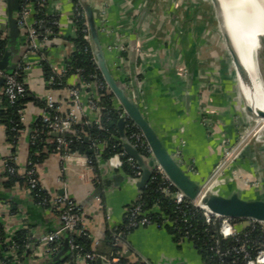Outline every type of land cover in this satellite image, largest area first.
<instances>
[{"label":"crops","instance_id":"crops-1","mask_svg":"<svg viewBox=\"0 0 264 264\" xmlns=\"http://www.w3.org/2000/svg\"><path fill=\"white\" fill-rule=\"evenodd\" d=\"M84 2L92 8L109 69L131 96L139 101L146 119L188 173L206 183L205 186L209 185V189L222 194L237 190L244 197L264 198L240 178L258 164L255 150L250 154L248 148H243L242 152L234 155L236 159L226 160L208 180L226 148L233 143L235 119L245 113L233 89L219 85L211 67L200 56L206 42L202 32L196 29L198 17L191 10V6L196 7L195 4L189 3L190 8L186 6L187 9L176 16L173 0H49L45 5V14L57 17L59 23L56 37L46 42L43 59L54 71L65 69V59L74 49L71 16L75 5L82 6ZM145 4L151 9L146 11ZM152 11L154 15L150 14ZM14 15L17 16V11ZM0 30L8 40L7 48L11 50L9 67L20 62L27 66L24 79L27 95L31 96L20 108L23 118L19 123L22 126L16 130L15 143L8 140L0 123V193L7 195V198L0 196V221L6 233H14L21 228L15 214L24 213L27 228L32 234L29 238L34 245L42 231L60 225L58 209L51 204H35L23 181L14 180L8 187L4 186V164L15 154V173L23 176L30 160L31 135L42 131L36 121H39L47 93L52 94L59 111L66 113L74 106L68 89L77 88L81 107L74 108L76 121L95 125L100 123L101 115L87 106V100L92 97L100 102L99 89L97 81L86 83L77 75L67 78L63 87L50 88L40 64L42 57L35 52H26L25 31L19 28L18 34L8 39L5 0H0ZM136 50L143 51V57L138 62ZM177 64L187 68V78L177 74L174 69ZM1 87L2 84L0 95L3 94ZM244 116L248 118V115ZM46 134L44 142L51 145L55 135ZM84 140L88 144L80 147L90 149L97 158L96 166L90 167L89 182L82 180L75 163L86 159L91 151L79 153L78 149L77 153L72 154L68 167L63 169L55 151L44 144L42 156L37 155L33 165L38 183L47 198L61 194L59 192L62 190L79 206L84 214L90 252L100 253L101 264H109L104 259L107 258L105 254L110 253L108 234L122 223L127 205L136 200L139 193L135 186L137 178L126 174L122 165L114 166L108 158L100 156L104 139L86 135ZM13 202L15 208L11 210ZM64 240H60L58 255L63 258L68 256L70 260L74 252L68 245L64 246ZM115 245L128 263L204 264L191 242H174L170 233L155 223L133 227ZM48 259L46 254L35 253L27 255L23 264H47Z\"/></svg>","mask_w":264,"mask_h":264},{"label":"built area","instance_id":"built-area-1","mask_svg":"<svg viewBox=\"0 0 264 264\" xmlns=\"http://www.w3.org/2000/svg\"><path fill=\"white\" fill-rule=\"evenodd\" d=\"M49 0H19V10L17 11L16 16V22L19 28L23 29L25 31L26 35V52H35L39 54L42 58L45 57V46L46 42L56 37L57 33L54 31L50 26H47L44 19L41 17H36L35 13L40 11L41 13L45 14V5L47 4ZM175 5L177 3L175 2ZM144 7L147 9H151V7L148 8V4H145ZM151 15H154V12L152 11L150 13ZM72 23L74 25L75 30V23L78 21H82V27L81 31L83 32V38L89 43V34H88V28H87V22L85 19V12L82 8V6L75 5L72 16H71ZM50 23L54 26L58 25V18L55 16H51ZM4 33L0 30V37H3ZM136 60H140L143 57V51L142 50H136L135 51ZM27 69V66L24 63H18L16 64L12 70H3L0 69V75L3 78L1 92L5 96L6 100L10 103H13L15 100H17L20 97H23L24 95L28 94V90L25 84L24 79V71ZM175 71L181 78H187L188 77V71L183 67L182 64L175 65ZM65 69H63L61 72H57L52 70V74H50L47 78L48 83H52L54 81L55 77H61ZM128 74V72H126ZM97 87L98 89H102L106 87L104 81H97ZM69 97L71 98L72 103L74 104L73 108H70L68 112L61 113L59 111L58 103L54 100L51 93H47L46 97L43 100V109L41 111V114L39 116V122L41 125L46 129L47 133L52 132H58V135L55 136V146L53 150L58 155L60 162L62 163V168L65 169L68 167V162L72 156V153L67 149L68 142L63 137V133L66 130H69L72 126V124L76 121V115L74 114V108L80 109L81 107V101L79 96V90L75 87H70L68 89ZM87 106L95 109L97 112L101 115L102 106L101 104L95 100L94 98H88L87 100ZM117 112L119 117L125 116V112L121 106L118 105ZM18 113V121L13 122L12 130L18 129V122L22 120V110L19 108L17 110ZM128 126V124L125 122L124 128ZM38 132H34L31 135V141H33ZM130 141L137 147V146H143L146 150V155L150 154V149L147 144V142L144 140V137L140 130L132 131L127 135ZM112 147H115L116 144L113 142L111 143ZM233 151V150H231ZM227 155L224 159H222L216 167L213 169L212 173L210 174L208 180L212 177V175L221 168L227 158H229V152H226ZM122 154H125V151H118L114 152L111 156L108 157V161L110 164L114 166L122 165ZM15 158L16 155H12V159L10 162H5L4 167L7 174H13L16 172V166H15ZM130 167L133 168V176L135 178H138L141 170L135 160L128 156L125 160ZM76 166L78 170L81 172L82 180L84 182H89L91 180L90 178V160L86 157V159H81L79 161H76ZM152 173H159L165 180L166 184L162 188V191L164 193L169 192V186L173 185L175 186L165 175L159 164L154 163L151 167ZM151 173V174H152ZM23 176L25 177V184L27 187V190L29 193H31L32 189L35 188L39 183L36 177L35 167L33 163L28 162ZM206 183H204L203 186H205ZM176 187V186H175ZM173 201L176 204H181L185 202H190L195 206H198L203 214L205 222H213L216 227V232L220 234V237H226L231 240L235 241V244H233L227 251L220 252L219 247L216 249L217 252H219L222 257L223 255L230 256V264H241L239 257L237 254H242L247 260L244 262L245 264H255L260 262L261 258L260 256L264 254V237L261 243L257 246L256 254L254 255L253 259H250L248 255V250L245 247V239L241 240L240 236L246 237L247 234L253 230L256 225H260L262 229H264V222L255 220L253 218H240L237 221L232 220L231 217L223 216L214 212H211L205 208L200 207L198 204L195 203V200H189L184 193L179 190L177 187L176 189L171 193ZM42 205H54L58 209V217L60 220V225L54 229L51 230H44L42 231L35 244L32 245L30 243L26 255H34L37 254H46L48 256H51L54 254L60 245V240L62 239V236L64 235V239L67 241L68 247L74 252L72 259L66 260V261H59L54 262L51 264H92V261L96 260L97 257L102 258L100 255H97L95 252L85 251V252H77L78 245L73 240V233L75 231L84 232L85 226H84V214L82 210L79 208V206L68 196V194L63 191L61 194L53 197V198H47L44 197L43 200L40 202ZM7 210V206H6ZM8 211V210H7ZM129 212V225L133 226H139V225H145L150 222L149 217L144 213V211L141 208V203L136 202L134 205L128 208ZM17 220H20V227L25 228L27 232L30 230L27 228L26 225V216L24 213H16L15 214ZM1 224H3L0 221ZM7 237L5 238V241L3 244L2 241H0V253L2 255V258L0 259V264H23L21 262V254L19 252L17 244L14 242V240L11 238L12 233H7ZM30 234V232H29ZM114 244H117L120 242L123 238L125 233L121 230H115L112 233ZM32 236V234L29 235V237ZM32 242V241H31ZM218 246L219 241L217 240ZM230 253H234L235 255L232 257ZM108 261L109 264H117V256H113L111 258H104ZM249 259V260H248Z\"/></svg>","mask_w":264,"mask_h":264},{"label":"trees","instance_id":"trees-1","mask_svg":"<svg viewBox=\"0 0 264 264\" xmlns=\"http://www.w3.org/2000/svg\"><path fill=\"white\" fill-rule=\"evenodd\" d=\"M23 0H21L22 2ZM76 1V0H74ZM36 17H41L44 19L47 26H50L54 31H57V27L50 23L51 17L38 11L35 13ZM82 21L75 23L74 35L71 37L74 45L73 51L65 59V71L62 76L55 77L52 83H48L50 88H60L66 85L67 78L71 75L79 76L80 80L86 83L92 81H103L99 70L96 67L94 62L91 48L89 43L83 38V32L81 31ZM8 45V40L6 37H0V58L2 57L4 51ZM139 60L137 59L136 62ZM40 64L46 79L50 74H52V69L49 63L45 59H40ZM13 67H9L8 70H12ZM31 96L24 95L23 97L18 98L13 103H10L6 100L5 96L0 95V123L4 126L6 135L10 142L15 143V130H12L13 122L18 121L17 110L21 108L26 101L30 100ZM99 103L102 106L101 118L99 124H84L81 121H75L69 130H66L63 133V137L68 142L67 149L72 153H77L80 146H86L88 142H85L84 137L87 135L92 138H101L105 140V145L100 156L108 158L114 152L123 151L122 147L119 145V134L117 129V120L119 118L116 103L113 94L108 90L107 87L99 89L98 91ZM37 126H39L42 131L38 130L36 138L29 144V162L33 163L36 160L37 155L43 154L42 148L45 144L49 148L53 149L55 146L54 142L46 144L44 142V137L46 134V129L41 125L39 121ZM35 122V123H36ZM128 126L125 127L126 135H129L132 131H137L139 128L129 119L126 120ZM22 125L18 122V128ZM115 143L116 146L112 147L111 143ZM13 148V147H12ZM138 150L142 154H146V150L143 146H137ZM86 157L90 160V166H96V156L93 151L87 153ZM128 155L122 154V170L129 175H133V168L127 164L125 161ZM11 159L8 158V162ZM3 174L6 176L4 186L8 187L14 180L25 182V177L17 175V173L7 174L5 171ZM166 182L164 178L159 173H152L149 180L146 182L144 187L139 191L136 200L132 201L127 205L126 212L122 223L116 226L108 234V244L110 247V253L105 254L107 258L117 256V264H143L140 261H134L133 263H128L127 258L122 257L119 252V247L114 244L113 240V231L121 230L122 232H128L132 229L133 225H129V212L128 208L134 205L136 202L141 203V208L144 213L149 217L151 223H155L159 226H163L171 235L174 242L180 244L183 241L191 242L196 249L199 251L204 264H230V259L226 260L222 255L216 251L218 249V234L216 232V227L213 222H205L201 209L198 206L193 205L192 203H181L176 204L173 201L171 193L176 189L175 186L170 185L169 192L164 193L162 188L165 186ZM45 192L42 190L38 184L31 191L32 201L37 204L43 200ZM0 196L7 198V195L0 193ZM15 204L12 203L11 210H14ZM156 208V210H154ZM240 218H232V220L237 221ZM31 226V224H30ZM7 233L4 229L3 224L0 223V241L4 243ZM264 237V229L260 225L251 230L246 237L240 236L241 240L245 239V247L248 250V255L250 259H253L256 254V249L259 243L262 242ZM11 238L17 244L19 252L21 254V262L24 263L27 255L26 251L31 243L29 238V233L25 228H19L12 233ZM64 239V235L62 236ZM73 240L78 245L77 252L92 251L90 249V243L88 240V232L85 229L84 232L75 231L73 233ZM233 244L234 240H231L226 237H221V247L225 252ZM97 255L100 253L96 252ZM233 257L235 254L230 253ZM240 259L241 264L247 260L242 254H237ZM2 255L0 253V259ZM68 260V256L59 257L58 251L49 256V259L46 260L47 264H51L59 261ZM249 260V259H248ZM92 264H95V260L92 261Z\"/></svg>","mask_w":264,"mask_h":264},{"label":"water","instance_id":"water-1","mask_svg":"<svg viewBox=\"0 0 264 264\" xmlns=\"http://www.w3.org/2000/svg\"><path fill=\"white\" fill-rule=\"evenodd\" d=\"M6 1V15H7V28L8 39L16 36L19 31V27L16 22L14 13L19 10V0H5ZM216 11L220 19V11L218 10L217 3L215 1ZM82 8L85 12V19L87 22L89 45L91 53L100 75L108 88L113 94L119 106H121L125 112V116H121L117 120V129L119 134V145L125 151V153L132 157L139 166L141 173L135 181V186L138 191L144 187L149 180L152 170L151 166L154 163L159 164L166 177L179 189L189 200H195L199 197V206L205 208L211 212L231 217V218H253L258 221L264 222V198L259 197H244L237 190L230 192L229 194H222L215 190H207L203 193L202 187L204 182L198 181L193 178L188 171L178 162L173 153L168 150L165 144L162 142L158 133L151 126L150 122L144 116L139 101L133 98L121 81L116 78L109 69L104 52L99 40L97 25L93 16L92 8L89 4L83 3ZM221 29L223 30L227 42L230 46V50L233 56V61L242 73V69L239 65L237 55L231 48L228 32L222 27L220 19ZM260 52L264 58V47L260 48ZM11 56V50L7 48L2 57L0 58V69L7 70L11 65L9 60ZM3 78L0 75V84H2ZM136 83V81H134ZM246 109L252 111L251 107L246 104ZM257 116L264 119V110H258ZM131 120L141 131L144 140L147 142L150 154H142L138 148L130 141L126 135L124 128L126 120ZM57 136L58 132H52ZM86 140V139H85ZM90 152V149L79 148V153ZM59 193H62L60 190ZM217 227V223H216ZM219 251L222 252L221 237L218 233ZM67 245L66 239L64 240V246ZM226 260L230 259V256L223 255ZM96 263L101 264L102 258L97 257ZM264 264V260L255 263Z\"/></svg>","mask_w":264,"mask_h":264},{"label":"rangeland","instance_id":"rangeland-1","mask_svg":"<svg viewBox=\"0 0 264 264\" xmlns=\"http://www.w3.org/2000/svg\"><path fill=\"white\" fill-rule=\"evenodd\" d=\"M184 1L185 2L183 3L182 0H173L174 4L172 3V6L174 8V15L179 16L178 14L187 9V7L190 8L191 3L195 4H192L196 7L191 6V10H193V15L198 17L196 19L198 20L196 29L197 32H202V36L206 42L201 49L200 56L202 57V60L205 59L207 65L211 67V70L216 75L219 85L233 89L242 110H244V115H248L247 119L244 115H240L241 118L235 119L236 123L234 124L233 143L226 148L216 165L225 158L227 155L226 152H229V158H227L229 161V159H236L234 155L238 154L243 148H248L250 154H253V152L256 151L258 164L254 169L249 171L247 175H240V178L243 179L242 181H244L248 187L255 188L257 192L261 193L264 197V121L255 113L246 109V102L239 87L240 71L233 61L230 46L223 30L221 29L215 0ZM175 2L177 5H175ZM180 4L185 6V8L180 6ZM183 67L187 69L184 65ZM250 72L264 87V58L260 49L254 52ZM240 119L243 120V122H241ZM226 143L227 142H225V144ZM254 159H256V157L253 158V160ZM208 186H203L201 193L210 190Z\"/></svg>","mask_w":264,"mask_h":264},{"label":"bare ground","instance_id":"bare-ground-1","mask_svg":"<svg viewBox=\"0 0 264 264\" xmlns=\"http://www.w3.org/2000/svg\"><path fill=\"white\" fill-rule=\"evenodd\" d=\"M222 27L243 71L240 91L253 113L264 110V87L251 74L254 52L264 47V0H215ZM264 121V119H262ZM200 204L199 198L195 199ZM264 260V254L260 256Z\"/></svg>","mask_w":264,"mask_h":264}]
</instances>
